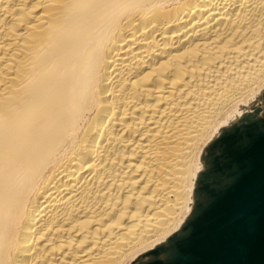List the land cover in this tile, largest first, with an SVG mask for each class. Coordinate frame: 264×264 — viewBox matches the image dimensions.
Returning <instances> with one entry per match:
<instances>
[{"label":"bare ground","instance_id":"6f19581e","mask_svg":"<svg viewBox=\"0 0 264 264\" xmlns=\"http://www.w3.org/2000/svg\"><path fill=\"white\" fill-rule=\"evenodd\" d=\"M260 104L264 0H0V264L167 259Z\"/></svg>","mask_w":264,"mask_h":264},{"label":"water","instance_id":"95a60500","mask_svg":"<svg viewBox=\"0 0 264 264\" xmlns=\"http://www.w3.org/2000/svg\"><path fill=\"white\" fill-rule=\"evenodd\" d=\"M214 145L213 171L200 184L204 201L169 243L170 256L145 264H264V117L247 119Z\"/></svg>","mask_w":264,"mask_h":264},{"label":"rangeland","instance_id":"374dc122","mask_svg":"<svg viewBox=\"0 0 264 264\" xmlns=\"http://www.w3.org/2000/svg\"><path fill=\"white\" fill-rule=\"evenodd\" d=\"M260 109H259V111H258V116H256V118H260V117H264V112H263V110H264V104L262 105V104H260ZM204 147V146H203ZM181 230V229H180Z\"/></svg>","mask_w":264,"mask_h":264},{"label":"snow or ice","instance_id":"6c2138e0","mask_svg":"<svg viewBox=\"0 0 264 264\" xmlns=\"http://www.w3.org/2000/svg\"><path fill=\"white\" fill-rule=\"evenodd\" d=\"M215 147V145L213 146V148ZM209 151L211 152L212 151V149H209ZM213 171V168L210 166V168H209V173H211ZM207 175V174H206ZM207 191V185L206 184H204V185H202V192H206Z\"/></svg>","mask_w":264,"mask_h":264}]
</instances>
